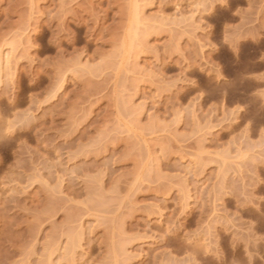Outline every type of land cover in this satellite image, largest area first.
<instances>
[{
	"label": "rangeland",
	"instance_id": "obj_1",
	"mask_svg": "<svg viewBox=\"0 0 264 264\" xmlns=\"http://www.w3.org/2000/svg\"><path fill=\"white\" fill-rule=\"evenodd\" d=\"M0 71V264H264V0H0Z\"/></svg>",
	"mask_w": 264,
	"mask_h": 264
},
{
	"label": "bare ground",
	"instance_id": "obj_2",
	"mask_svg": "<svg viewBox=\"0 0 264 264\" xmlns=\"http://www.w3.org/2000/svg\"><path fill=\"white\" fill-rule=\"evenodd\" d=\"M135 15H137V14H135ZM135 18H136V16H134ZM136 21V20H135ZM8 59V58H7ZM6 60V59H5ZM9 62V61H8ZM8 62H7V60H6V62H4L3 64H8ZM9 64H11L10 62H9ZM9 64L8 65H6V68H9V67H7V66H9ZM3 66V65H2ZM5 67V66H4ZM10 69V68H9ZM8 69H6V71H7ZM0 73H1V71H0ZM4 74H6V73H4ZM7 75H9V74H7Z\"/></svg>",
	"mask_w": 264,
	"mask_h": 264
},
{
	"label": "snow or ice",
	"instance_id": "obj_3",
	"mask_svg": "<svg viewBox=\"0 0 264 264\" xmlns=\"http://www.w3.org/2000/svg\"><path fill=\"white\" fill-rule=\"evenodd\" d=\"M9 131H11V129H9Z\"/></svg>",
	"mask_w": 264,
	"mask_h": 264
}]
</instances>
